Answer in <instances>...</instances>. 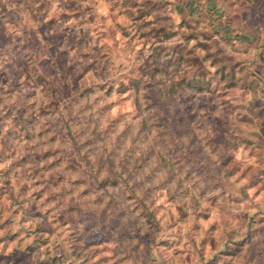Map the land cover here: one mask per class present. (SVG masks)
Listing matches in <instances>:
<instances>
[{
    "label": "rangeland",
    "instance_id": "rangeland-1",
    "mask_svg": "<svg viewBox=\"0 0 264 264\" xmlns=\"http://www.w3.org/2000/svg\"><path fill=\"white\" fill-rule=\"evenodd\" d=\"M0 264H264V0H0Z\"/></svg>",
    "mask_w": 264,
    "mask_h": 264
}]
</instances>
